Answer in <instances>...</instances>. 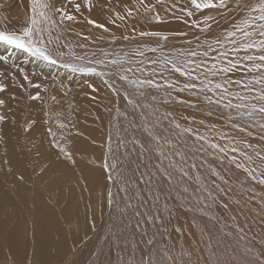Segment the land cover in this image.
I'll return each mask as SVG.
<instances>
[{
    "label": "snow or ice",
    "instance_id": "6c2138e0",
    "mask_svg": "<svg viewBox=\"0 0 264 264\" xmlns=\"http://www.w3.org/2000/svg\"><path fill=\"white\" fill-rule=\"evenodd\" d=\"M85 2L90 11L91 0ZM161 2L162 0H157V3ZM140 7L146 13L155 10L154 4L149 5L144 3V0H140ZM175 7L176 5H172V8ZM74 8L75 12L79 13L81 5L76 3ZM229 8L228 0H189V6L181 8L180 11L187 17H193L196 12ZM236 8L240 11L241 18L230 30L202 43L196 36L195 47L175 50L173 55L166 54L164 45L159 43V40L167 41L169 34L141 32V37L151 36L159 40L156 47L145 46L144 49H137L136 54L143 57L145 50L161 53L158 59L148 60L154 67L144 79H132L124 74L133 72V69L131 67L124 69L123 61L119 57L107 60V53H104L105 59L89 60L87 64L63 65L73 72L90 73L97 71L96 67L89 66L93 64L108 63L120 66L118 69L120 78L133 85L137 91L152 88L163 90L164 104L177 100L172 95L173 92H188L193 97H203V100L207 101L210 108L208 116L213 115L211 110L213 107L217 110H227L226 113H221V118L236 135L219 131L218 125L213 124L209 126V131L214 132L215 136L210 138L193 127H182L179 123L175 124V128L179 130L176 135L178 137L190 135L195 141L201 142L198 152L209 155L214 153L221 164L227 161L234 173H242L244 181L240 182L241 189L244 188L245 182L252 184L247 190V199L234 198L235 190L229 186V179H226L215 166L208 165L207 160L203 159L198 166L194 156L189 159L186 152L169 136L156 131L159 118L154 124L149 125L147 117H143L147 137L143 142L134 137L132 143L139 146L141 155L154 154L156 163L152 165L154 171L145 165L147 171L139 172L137 168L132 175L121 179L122 187L119 191L123 192L124 196L123 207L119 211L122 217L127 216L128 222L125 227L131 231L133 238L124 241L129 249L128 259L121 258L117 264H264V0H255L247 4L237 3ZM132 14L133 10L129 9L127 15ZM56 15L59 16V21L54 19ZM119 18L124 19L123 16ZM152 18L156 21L162 19L159 13ZM65 21L77 22V16L63 7L55 8L50 0H31L30 24L19 31L0 29V45L6 51H22L36 59L57 64V57L63 54L59 52L54 54L48 48L43 25H48L50 41L51 28L62 26ZM210 21L216 22L213 16L205 15L203 27L197 20L192 21V26L206 32L211 29ZM87 23L108 31L104 24L95 20L87 19ZM123 39L127 40L130 37L125 36ZM188 43L191 45L192 41ZM92 56L95 57V53H92ZM76 59L83 61L85 57L76 56ZM137 70L141 73L147 71L143 68ZM2 75L4 74L0 73V76ZM99 75L105 76L108 73L100 72ZM180 78H183V81ZM24 79H28L27 75ZM109 87L114 92L118 91L111 84ZM5 88L6 85L0 83V93L4 92ZM140 94L144 95L142 91ZM124 95L127 98L129 93L125 92ZM33 99H39V94L37 93ZM151 99L156 100V97L153 96ZM177 102L200 109L199 104L191 101L179 99ZM128 103L137 108L142 107L133 99H128ZM2 105H5V100L0 99V106ZM153 114L155 115V110ZM171 115L167 113L164 119ZM6 119L5 115H0V122ZM192 119L195 120L194 117ZM199 123L203 125L204 121L200 120ZM254 137L258 140L257 144L251 142ZM111 141L112 138L109 137L110 150ZM125 143L123 139L118 140V145ZM165 145L168 146L167 151ZM66 155L71 158L70 153ZM203 165H208L207 171L212 177L210 184L206 183V178L200 171ZM104 167L114 169L116 165L106 161ZM109 179H112L111 175ZM217 179L220 183H217ZM193 181L196 187L190 192ZM221 184L225 186L221 187ZM144 187L148 188L147 192L143 191ZM257 187L262 189L258 194ZM108 195V203L111 205L114 203L113 193L109 192ZM250 204H255V207H250ZM217 209L226 215L218 214ZM182 213L201 214L202 217L215 222L218 225L217 234L200 227L193 218L192 225H196L200 233L196 246L194 247L190 241H185L186 247L181 244L179 251H174L178 247L174 241L183 240L185 237L184 226L179 223ZM248 233H252L251 239ZM191 235L195 236V233ZM229 238L232 243L228 242ZM119 243L117 240L118 245ZM201 244L203 247H200Z\"/></svg>",
    "mask_w": 264,
    "mask_h": 264
},
{
    "label": "rangeland",
    "instance_id": "374dc122",
    "mask_svg": "<svg viewBox=\"0 0 264 264\" xmlns=\"http://www.w3.org/2000/svg\"><path fill=\"white\" fill-rule=\"evenodd\" d=\"M81 1L78 0L80 5ZM99 1H105V3L97 5L95 12L99 10L108 22L98 21V23L110 28H115L114 25H116L120 27L119 30L135 28L134 31H138L139 36L141 32L167 33L169 41L180 42L191 41L194 40L192 36H198L194 34L199 29L192 26L193 20L201 22L203 27L205 15L215 18V23L209 22L212 25L211 29L206 31L207 33L203 32L207 35L203 40L205 38L211 40L239 22L241 17H234L240 12L236 8L237 3L255 2V0H228L229 9L204 10L196 12L193 17H187L180 9L189 6V0H162L161 3H157V0H144V3L155 5V10L147 13L140 7V0ZM61 2L66 11L69 8L68 11L76 13L74 3H67V0ZM172 5L176 7L172 8ZM0 7V12H2L1 9L7 8L2 2ZM129 9L133 10L132 16L127 15ZM156 13H159L162 18L160 21L152 18ZM85 15L87 16L86 13ZM121 16L124 17L123 20L119 18ZM24 18L26 20L24 25L16 23L14 26L10 21L4 22L7 19L0 15V29L17 31L24 28L30 24V18ZM90 29L85 28L84 31L87 32ZM51 30L53 35L49 41L44 29L45 43L48 47L52 45L54 50L62 53L63 50H60L57 45L58 29L53 27ZM179 33L188 35L183 36ZM131 34L122 35L121 33L116 35V39L136 36ZM64 51L67 52L65 49ZM67 53L70 54V52ZM14 70L12 67L4 70L5 73L7 72L9 81V83L6 82L9 97L5 105L0 106V115L7 117L5 121L0 122V264H74L84 251L96 243L99 226L109 213V207L105 208V204L106 189L108 185L110 188V183L104 167L103 149L102 152L99 151L100 147L95 143L90 148L71 152L70 148H67L66 141L62 142L63 148L51 133L52 123L57 122L56 102L49 99L47 94L49 89L53 92L60 90L57 86L62 84L52 77L42 78L37 70L21 69L23 72L21 80H24L25 75L28 79L24 80L26 83L24 86L16 87L15 83L17 84L19 79ZM42 80L45 81V85L42 84ZM34 84L39 87L34 88ZM62 86L66 87L65 84ZM40 90L45 93V96L39 92ZM37 93L39 99H33ZM78 95V93L65 92L60 96L67 98L71 103V108L66 110V118L77 123V126L73 127V133L80 132L81 127L87 128L90 132L98 130L97 114L89 106L85 105L91 110L90 117H86L81 108L78 111L75 110L74 99ZM192 99L199 100L197 97ZM187 100L198 104L193 100ZM109 105L112 106V102H109ZM189 110L196 114L198 122L204 121L202 127H205L206 131L209 130L210 125L206 124L208 123L218 125L221 131L235 132L223 119L217 118L220 113L214 109H211L212 116L207 115L210 110L207 101L200 105V109L190 107ZM177 113L180 117L183 115L187 117L186 112L178 111ZM29 125H31L30 128ZM61 133L72 132L71 129H67L61 130ZM205 134L211 138L212 133ZM106 135L107 130L104 129L97 137L104 138ZM66 153H70L71 158ZM230 168L232 170V166ZM195 187L193 181L190 192ZM244 189H247L246 183L241 193ZM241 193L234 191L235 195ZM188 222L189 220L187 224ZM189 230L193 233L192 229ZM248 235L251 237L252 233ZM192 238L196 240L195 236ZM258 239L257 237L256 242ZM91 240L94 241L91 242ZM107 246L93 250V255L84 264L112 263L113 243Z\"/></svg>",
    "mask_w": 264,
    "mask_h": 264
},
{
    "label": "bare ground",
    "instance_id": "6f19581e",
    "mask_svg": "<svg viewBox=\"0 0 264 264\" xmlns=\"http://www.w3.org/2000/svg\"><path fill=\"white\" fill-rule=\"evenodd\" d=\"M61 1L62 0H50V2L53 3L55 8L57 9L63 7ZM1 2L6 4L7 6V8L1 9L2 12H0V15L7 19L4 20V22L10 21L11 24L14 26L16 25V23H21L22 25H24V23L26 22L24 17H31V0H0V3ZM67 3L76 4L78 3V0H71V2L67 0ZM91 3L92 8L89 11L86 6L85 0H82L80 12L77 14L68 11V8V12L77 16V22L65 21L64 25L56 27L58 29L59 39L57 45L60 50H63V55L57 57V64H50L46 61L36 59L35 57H31L27 53H24L22 51H6L4 47L0 45V73L4 74L1 76L2 80H0V83H3L5 85H7L6 82L9 83L7 79L8 77L6 75L7 72L5 73L4 70L5 68L12 67L16 70L14 71L16 75H18L19 79L17 84L15 83L16 87L24 86L26 84L24 83L25 79L23 81L21 80L23 77V72L21 71V69L31 71L37 70L41 74L42 78L52 77L62 85H66L67 88L63 87L62 85L57 86L60 90L56 92H53L50 89L47 90L49 99L56 102L55 110L57 122L52 123L51 133L54 134L55 139H57L58 142H60L61 144L63 141H66L67 148H70L71 152L78 149L82 150L90 148L95 143H97L100 147L99 151L102 152L103 149L104 162L107 161L109 164L116 165L114 169L106 168L108 173L107 179L110 183V188L108 185L106 189L105 204V208L109 207L108 216L99 226L96 243L92 244L91 247L84 251V253L77 258V261L74 264H84L93 255V250L100 248L101 246H107L110 243H113L114 260L112 261V263L109 262V264H117V261L121 258L128 259L129 249L128 245H126L124 241L131 240L133 238V234L131 233V231L125 227L128 222L127 216L122 217L119 211V209L123 207L122 197L124 196V193L119 191V189L122 187L121 179L127 178L128 176L132 175L133 171L137 168H139V172H145L147 171L145 165H148V168H152V165L156 163L154 154L149 153L146 155H141L139 152V146L134 145L132 143L134 137L140 139L142 142L147 137V133L144 132L145 120L143 117H147V123L149 125L154 124L159 118L160 122L156 124V131H158L161 135L169 136L175 143H177L178 147H181V149L186 152V155L189 157V159L194 156L196 158L195 162L198 164V166L201 165L202 159L207 160L208 165L215 166L216 169L220 171L226 179H229V186H231L238 193H241L240 182L243 181L244 178L242 173H234L231 170L230 165H228L227 161L221 164V162L216 158L214 153L209 155L206 153L198 152L197 149L200 147L201 142L195 141V139L190 135L180 137L176 135V133L179 131L175 128L176 123H179L182 127H188L189 123V127H193L195 130H198V132L202 134L210 132L209 130L206 131V128L202 127V125L197 121V116L194 112H191L189 110L190 107H188L186 104H180L177 102L179 99H183L186 101H188L187 99H190L201 105L204 102L203 97H200L199 100H195L192 99L193 96H191L188 92H173L172 95L176 97L177 100H174L168 104H164L163 101L165 99V96L163 90L152 88L141 89L140 91H137L133 85L128 84L126 81H123L120 78V74L118 73V69L120 66H113L108 63L89 65L97 68V71L92 73L73 72L70 68H65L63 66L64 63L87 64L89 60L105 59L104 53H107V60L119 57L123 61L124 69H127L129 67L133 69V72H125L124 74L129 75V77L132 79H144L149 76L151 69L154 67L153 65L148 63V60L158 59L161 55L159 51H157L156 53H152L146 50L143 57H140L136 54L137 49H144L145 46L156 47L157 42L159 40V38L157 37H141L139 36L138 31H134L135 28H130V30H119L120 27H117L116 25H114L115 28H110L106 26L108 28V31L106 32L103 29L96 28L88 24L87 19H92L97 22L102 21L103 23L108 22V20H106L105 17L101 15V12L99 10L95 12V7L100 3H105V1L100 2L99 0H92ZM85 13L87 14V16L85 15ZM234 17L240 18V12L234 15ZM54 19L59 21V16H54ZM43 27H45V33L49 37L48 25H43ZM85 28L91 29L90 31L85 32ZM21 29H17V31ZM121 33L122 35L125 33H133L136 36L130 37V39L127 40L122 38L113 39V37H116V35ZM133 34H131V36ZM194 34L198 35L201 43L206 40V38L205 40L203 39L204 37H207V35H204V33L200 30L195 32ZM101 37H104L105 39H101ZM194 37L196 36H192V38ZM191 41V45H189L188 43L189 40L185 42L159 40V43L164 45V52L166 54L173 55L175 54V50L187 49L188 47H195V39ZM81 45H83V47H81ZM51 46L48 48L52 51V53H57L58 51L54 50ZM64 49L67 50V52H70V54L64 51ZM73 53H75V55H73ZM92 53H95V57L92 56ZM76 56H83L85 57V59L83 61H79L76 59ZM4 57H7V59H4ZM12 64L17 66L13 67L11 66ZM139 68L146 69L147 71L141 73L137 70ZM100 72L108 73V75L101 76L99 75ZM180 79L183 81V78ZM42 84L45 85V81ZM109 84H111L114 88L118 89V91L114 92L112 88L109 87ZM36 86L37 84H34V88H38ZM141 91L144 93V95L140 94ZM39 92L43 96H45V93H43L42 90H40ZM65 92H73L79 94L78 97L74 99L76 111L81 108L84 111L86 117H90L91 110L97 114L98 130H91L90 132L87 128L81 127L80 132L73 133V127H76L77 123L66 118V110L68 108H71V103L67 98L63 96L60 97ZM125 92L129 93V96L127 98L124 95ZM8 95L9 89L8 87H6L5 91L2 92L0 95V99L6 101L7 97H9ZM153 96L156 97V100L151 99V97ZM128 99L135 100L136 103L141 105L142 107H134L132 104L128 103ZM213 99H215V97H213ZM109 102H112V106L109 105ZM85 105L89 106L91 110ZM144 105H151V107H143ZM212 109L220 113L218 114V119L221 118L222 112H227V110H217L214 107ZM154 110L155 115L153 114ZM178 111L186 112L188 119H185V115L180 117L177 113ZM167 113H171L172 115L167 119H164ZM193 117L195 118V120L192 119ZM225 123L227 122L225 121ZM206 124L208 126L211 125L208 123ZM222 126L224 127V125ZM67 129H71L72 133H61V130ZM104 129L107 130L106 137H97L98 134H101ZM219 131H221V129H219ZM222 132L229 133L227 132V130H222ZM210 133H212L211 138H213L215 136V133ZM231 135H236V133L234 132ZM109 137L112 138L111 150L109 149ZM120 139H123L124 141H126V143L118 145V140ZM220 142L223 143L222 141ZM251 142L253 144H257L258 140L254 137L252 138ZM63 145L64 144H62V147ZM205 147H207V145H205ZM165 150H168L167 145H165ZM208 165H203L202 167H200V171L206 178V183L210 184V179L212 177H210V173L207 171ZM152 170L154 171V168H152ZM139 172H137L136 174L138 175ZM193 173H195V170H193ZM109 175L112 176V179H109ZM89 178H91V176H89ZM217 183H220L218 179ZM245 183L247 184V189H244L239 195L233 194L234 198H248L247 190L252 187V184L247 182ZM224 186L225 185L221 184V187ZM261 190V188L257 187L256 193L258 194ZM143 191L147 192L148 188L144 187ZM109 192L113 193L114 198V203L111 205L108 203ZM174 194L175 193L173 192V195ZM256 203H258V199ZM249 206L255 207V204H250ZM216 211L220 215H226L220 212L218 209ZM193 218L196 219V223L200 227H204L208 230H211L213 234H217L218 225H216L215 222L202 217L201 214L182 213L180 215L179 223L183 224L184 226L185 237L183 240L176 239L174 241L178 246L176 249H174V251L178 252L179 245L181 244H184L186 247L187 245L185 241H190L191 243H193L194 247L196 246L195 242L197 241V238L199 237L200 233L199 228H197L196 225H192ZM188 220L189 222L187 224ZM189 225L192 226L188 227ZM185 226H187L188 228ZM189 229H192V231L195 232L196 240L192 238L193 235H191L192 232ZM136 238H138V235ZM249 239H251V237H249ZM117 240H119L120 242L119 245L117 244ZM93 241L94 240H91V242ZM39 242H41V240H39ZM228 242L232 243L231 238H229ZM200 247H203V245L201 244ZM256 248L257 250L259 249L258 242H256ZM204 255H207L206 251Z\"/></svg>",
    "mask_w": 264,
    "mask_h": 264
}]
</instances>
